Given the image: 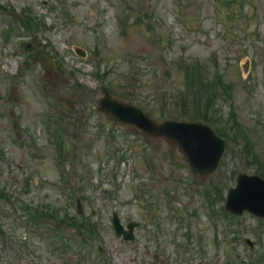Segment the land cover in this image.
Instances as JSON below:
<instances>
[{"label": "rangeland", "instance_id": "374dc122", "mask_svg": "<svg viewBox=\"0 0 264 264\" xmlns=\"http://www.w3.org/2000/svg\"><path fill=\"white\" fill-rule=\"evenodd\" d=\"M0 9V264H264V221L223 206L238 173L264 179V0ZM25 41L42 44L53 79ZM190 79L208 84L205 98ZM102 84L151 120L210 125L226 143L217 169L197 177L170 142L106 121ZM113 213L138 223L132 242L114 234Z\"/></svg>", "mask_w": 264, "mask_h": 264}, {"label": "water", "instance_id": "95a60500", "mask_svg": "<svg viewBox=\"0 0 264 264\" xmlns=\"http://www.w3.org/2000/svg\"><path fill=\"white\" fill-rule=\"evenodd\" d=\"M22 47L24 50L32 51L39 45L31 46L30 43H25ZM77 52L79 53L78 50ZM35 58L41 68L53 77L55 71L50 58L41 51ZM99 100L98 110L102 111L109 121L115 124L130 125L147 136H164L168 141L176 144L178 151L189 163L192 173L201 177H208L210 172L218 166V160L224 151V140L217 138L211 128L175 121H165L159 125L153 120H149L136 107L111 97L106 90H103V97ZM236 183V186L228 191L226 209L233 214H241L248 210L254 216L264 218V180L257 175L249 176L240 173L236 178ZM112 222L117 235H121L124 240L133 239L131 231L136 225L135 223L129 224L127 230H124L116 214L113 215Z\"/></svg>", "mask_w": 264, "mask_h": 264}, {"label": "trees", "instance_id": "16d2710c", "mask_svg": "<svg viewBox=\"0 0 264 264\" xmlns=\"http://www.w3.org/2000/svg\"><path fill=\"white\" fill-rule=\"evenodd\" d=\"M28 17V16H27ZM20 24V23H19ZM21 25V24H20ZM35 25L38 26L36 23L34 22H31V19L30 18H27L26 21H25V24L24 26L28 29H32V30H35Z\"/></svg>", "mask_w": 264, "mask_h": 264}]
</instances>
